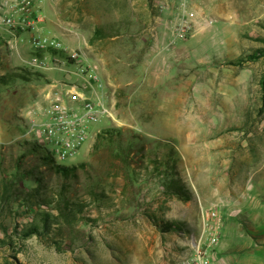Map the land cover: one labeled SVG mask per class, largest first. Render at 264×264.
<instances>
[{"label":"rangeland","instance_id":"rangeland-1","mask_svg":"<svg viewBox=\"0 0 264 264\" xmlns=\"http://www.w3.org/2000/svg\"><path fill=\"white\" fill-rule=\"evenodd\" d=\"M40 8L45 32L97 66L115 119L94 124L78 156L58 159L77 167L67 194L93 221L67 211L61 232L20 238L17 226L40 210L25 200L39 186L25 168L48 153L25 152L24 111L49 81L68 78L25 64L0 22V264H178L202 230L208 206L199 196L264 204V56L248 58L264 50V0H41ZM44 174L40 197L53 201L62 181ZM180 185L183 198L171 191ZM153 216L178 227L162 232Z\"/></svg>","mask_w":264,"mask_h":264},{"label":"built area","instance_id":"built-area-1","mask_svg":"<svg viewBox=\"0 0 264 264\" xmlns=\"http://www.w3.org/2000/svg\"><path fill=\"white\" fill-rule=\"evenodd\" d=\"M41 0H0V22L11 36L7 43L20 59L37 70H64L68 79L49 81L43 100L24 111V137L42 142L47 138L56 146L50 150L55 159L75 158L89 141L92 126L104 117L115 119L114 106L109 102L105 78L96 65L59 37L46 33V19ZM29 34L34 53L26 57L19 44ZM177 35L185 37L179 30ZM64 65L75 66L74 69ZM224 216L218 207L202 212V230L194 237L191 252L179 264H212L210 254L220 242Z\"/></svg>","mask_w":264,"mask_h":264},{"label":"trees","instance_id":"trees-1","mask_svg":"<svg viewBox=\"0 0 264 264\" xmlns=\"http://www.w3.org/2000/svg\"><path fill=\"white\" fill-rule=\"evenodd\" d=\"M264 56V50L258 49L254 53L248 55V58L256 60L260 59ZM104 132L111 133L114 132L112 129H105ZM44 148L48 150V153H45L43 155H36V157L40 160V162L34 163V165L30 162V167H26L25 171L28 174V179H30L32 176L35 177L37 180V183H39V186L34 188L33 195L28 194V197L25 198L33 201V198H36L37 206H39L40 210L36 211L34 215H32V218L26 222V224H23V226H17L16 233L20 238H29L34 235H39L41 237H50L49 234H56L57 232H61V226L62 223L59 222V220L62 218V216L69 211L68 217L73 216L74 218H78V222L82 223H90L93 221L92 218L85 215L86 208L88 207L87 204H78V208L73 209L71 207V199L68 196L67 192L70 191L72 180L77 178V167L71 166L68 164L59 163L55 157L52 155L48 147L40 144L36 140L32 139H26L24 142V150L25 152H28L29 154H35L39 153V151ZM24 162L20 161L18 159L17 165L19 167H23ZM44 164L46 166V171L43 172V169L40 170V165ZM151 169V166L149 167V170ZM146 170V169H142ZM51 172H55L56 175L59 177V180L62 181V186H60L59 191H57L54 195V200L50 201V198L47 196L46 198H41L40 196L44 192L43 188H47V185L45 184V177L46 175L44 173H47L48 175H51ZM42 173L41 175H38ZM163 176V174H162ZM43 181V182H42ZM43 183V184H42ZM64 184V185H63ZM41 185V186H40ZM41 187V188H40ZM185 188L180 185V188L171 190L173 191L172 194L176 193L178 196L182 195V190ZM164 190V187H163ZM170 191V190H169ZM192 196H190L191 198ZM60 201V205L57 208H54L55 202ZM45 208V209H44ZM57 210V213H55V210ZM79 214V215H78ZM153 220H155V225L160 228L162 232H168L174 230L176 225H170L166 224L164 222H157L156 218L153 216ZM2 241V240H0Z\"/></svg>","mask_w":264,"mask_h":264},{"label":"crops","instance_id":"crops-1","mask_svg":"<svg viewBox=\"0 0 264 264\" xmlns=\"http://www.w3.org/2000/svg\"><path fill=\"white\" fill-rule=\"evenodd\" d=\"M202 197L203 199H200L199 196V200L200 202L203 200L208 209L214 205V202L221 204L220 211L224 216L221 240L210 254L211 263L264 264V238H261L264 236V226L258 229L254 225L257 218L260 224H262L261 221L264 222V204H256L249 208L250 206L242 203L243 200L230 193L218 197L216 201H211L205 194H202ZM205 209L202 206L201 212ZM191 226H194V223Z\"/></svg>","mask_w":264,"mask_h":264},{"label":"bare ground","instance_id":"bare-ground-1","mask_svg":"<svg viewBox=\"0 0 264 264\" xmlns=\"http://www.w3.org/2000/svg\"><path fill=\"white\" fill-rule=\"evenodd\" d=\"M193 243H194V241H193ZM193 245V244H192Z\"/></svg>","mask_w":264,"mask_h":264}]
</instances>
